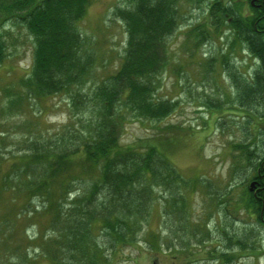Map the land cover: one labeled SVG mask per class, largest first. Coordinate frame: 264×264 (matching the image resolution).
Instances as JSON below:
<instances>
[{
  "label": "rangeland",
  "instance_id": "rangeland-1",
  "mask_svg": "<svg viewBox=\"0 0 264 264\" xmlns=\"http://www.w3.org/2000/svg\"><path fill=\"white\" fill-rule=\"evenodd\" d=\"M221 1L234 5L238 13L251 10L250 0ZM211 2L179 0L178 27L168 38V66L157 87L160 97L176 103L174 111L161 120L130 114L124 123L122 145L158 146L182 178L174 187L154 185L151 212L139 240L124 249L115 264H264V224L239 205L253 178V164L264 155V104L241 103L232 78L251 82L260 61L231 26L216 27L209 15ZM127 5L128 0L88 1L78 23L84 39L81 51L92 56L84 93H91L123 60L127 31L114 10ZM198 24L203 31L195 34ZM0 41L6 53L0 64V140L13 161L27 140L48 143L66 129L70 114L77 127L82 116L71 109L69 93L34 96L21 86L31 72L35 38L3 7ZM11 163L4 161L2 167ZM71 172L80 169L74 165ZM24 202L21 193L13 197L7 190L0 195V210L9 215L1 245L10 247L0 249V264L22 260L16 245L27 247L31 256L37 251V241H22L26 230L33 238L47 233V214L22 212ZM24 264L52 263L37 257Z\"/></svg>",
  "mask_w": 264,
  "mask_h": 264
},
{
  "label": "trees",
  "instance_id": "trees-1",
  "mask_svg": "<svg viewBox=\"0 0 264 264\" xmlns=\"http://www.w3.org/2000/svg\"><path fill=\"white\" fill-rule=\"evenodd\" d=\"M88 1L0 0V7L26 24L35 38L31 72L21 86L34 96L69 93L71 109L82 116L77 127L70 114L66 129L52 139L53 145L51 139L48 143L27 140L19 159L13 161L2 150L5 145L0 140V195L7 190L13 197L21 193L25 197L22 212L48 217L47 233L38 232L33 238L26 230L22 237L27 243L37 241L33 256L27 247L15 246L22 257L17 264L37 257H46L52 264H115L113 260L139 240L151 212L154 185L174 187L182 178L158 146H124L120 142L128 115L161 120L176 107L172 99L158 95L157 87L168 66V38L178 27L179 0H128L127 6L115 7L114 14L124 21L127 31L123 60L91 93H84L92 56L81 51L84 39L78 23ZM261 2L259 8L250 0L247 14L221 0L210 4L209 15L216 27L231 26L260 61L251 82L232 77L240 89L239 100L246 105L248 101L264 104V0ZM201 27L196 25L194 33L202 32ZM5 56L0 41V64ZM4 161L12 163L4 169ZM74 165L79 173L71 172ZM252 174L239 205L264 224V155L253 164ZM251 182H255L253 189ZM7 222L8 210L3 208L0 249L10 250L1 245Z\"/></svg>",
  "mask_w": 264,
  "mask_h": 264
},
{
  "label": "flooded vegetation",
  "instance_id": "flooded-vegetation-1",
  "mask_svg": "<svg viewBox=\"0 0 264 264\" xmlns=\"http://www.w3.org/2000/svg\"><path fill=\"white\" fill-rule=\"evenodd\" d=\"M251 3L253 4V5H256L257 7H261V5H262V2H261V0H251Z\"/></svg>",
  "mask_w": 264,
  "mask_h": 264
},
{
  "label": "water",
  "instance_id": "water-1",
  "mask_svg": "<svg viewBox=\"0 0 264 264\" xmlns=\"http://www.w3.org/2000/svg\"><path fill=\"white\" fill-rule=\"evenodd\" d=\"M255 187V182H251V189Z\"/></svg>",
  "mask_w": 264,
  "mask_h": 264
}]
</instances>
